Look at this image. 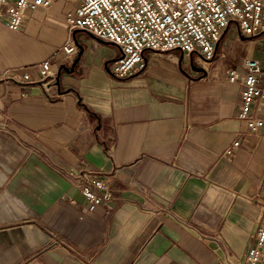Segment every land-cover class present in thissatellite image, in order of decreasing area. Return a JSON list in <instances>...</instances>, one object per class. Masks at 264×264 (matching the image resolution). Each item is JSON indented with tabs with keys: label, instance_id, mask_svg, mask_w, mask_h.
<instances>
[{
	"label": "crops",
	"instance_id": "crops-1",
	"mask_svg": "<svg viewBox=\"0 0 264 264\" xmlns=\"http://www.w3.org/2000/svg\"><path fill=\"white\" fill-rule=\"evenodd\" d=\"M81 1L38 8L18 31L0 23V264L244 261L264 214V128L239 119L228 72L256 41L225 40L230 24L211 62L194 59L205 75L181 51L148 50L118 79L105 64L120 48L76 31L83 52L59 94L39 64L71 68L60 49ZM82 174L109 183L113 199L91 210Z\"/></svg>",
	"mask_w": 264,
	"mask_h": 264
},
{
	"label": "built area",
	"instance_id": "built-area-1",
	"mask_svg": "<svg viewBox=\"0 0 264 264\" xmlns=\"http://www.w3.org/2000/svg\"><path fill=\"white\" fill-rule=\"evenodd\" d=\"M57 0H0V23L11 31L22 27L28 13L50 9ZM237 22L242 36L254 38L264 33V0H82L68 13L65 23L68 39L61 47L65 62H73L79 52L73 40L75 31H87L96 38L120 48V59L110 69L118 79L128 78L144 67V53L181 51L193 55L197 63L211 62L230 22ZM44 88L56 81L57 71L50 60L39 64ZM21 82L31 80L25 73ZM228 80L241 87L239 119L251 133L264 128V62L249 57L242 70L231 69ZM4 128V126H1ZM240 145L235 140L225 150L231 157ZM82 194L94 210L113 199L109 183L90 174H82ZM261 194L264 197V184ZM194 230V229H193ZM202 236V234H200ZM219 264H264V214L256 230L255 244L244 261L232 257Z\"/></svg>",
	"mask_w": 264,
	"mask_h": 264
},
{
	"label": "water",
	"instance_id": "water-1",
	"mask_svg": "<svg viewBox=\"0 0 264 264\" xmlns=\"http://www.w3.org/2000/svg\"><path fill=\"white\" fill-rule=\"evenodd\" d=\"M232 23H235V24L237 25V22H233V21H231L230 24H232ZM77 31H80V30H77ZM84 32H86V33H88L89 35L93 36L91 33L87 32V31H84ZM225 32H226V31H225ZM75 33H76V31H75ZM94 37H95V36H94ZM243 38H244V39H251V38H247V37H243ZM105 43L113 44V43H111V42H105ZM77 45H78V44H77ZM78 46H79V48H80V54H79V57H80L81 54H82V52H83V47L80 46V45H78ZM121 57H122V56H119L117 59L110 60V61L106 62V64H105V67H106L108 73L111 74L112 76H114V75H113V73L111 72L110 64H113L114 62H116V61H117L118 59H120ZM182 59H183V56H182ZM78 60H79V58L73 62L71 68H70L67 64H62V65L59 67V69H58V71H57L56 81H55V85L58 87L59 94H63L62 89H61V85H60V80H61L62 72L65 71V72H68V73H73L74 70H75V67H76V64H77ZM190 66H191L192 70H194V71H196V72H199V73H203V75L206 74L204 68H202V67H198V66L195 65L193 55L190 56Z\"/></svg>",
	"mask_w": 264,
	"mask_h": 264
},
{
	"label": "rangeland",
	"instance_id": "rangeland-1",
	"mask_svg": "<svg viewBox=\"0 0 264 264\" xmlns=\"http://www.w3.org/2000/svg\"><path fill=\"white\" fill-rule=\"evenodd\" d=\"M235 36L240 37V33H239L237 25L235 23H232L231 28L226 33L225 40L233 39L235 38ZM251 40L256 41L254 57L264 62V33L261 34L260 36L248 39V41H251ZM120 54L121 52L118 51V54L115 57V59H117L120 56Z\"/></svg>",
	"mask_w": 264,
	"mask_h": 264
}]
</instances>
